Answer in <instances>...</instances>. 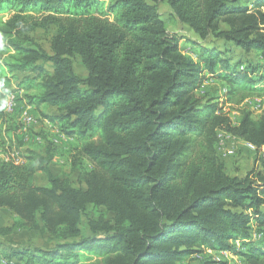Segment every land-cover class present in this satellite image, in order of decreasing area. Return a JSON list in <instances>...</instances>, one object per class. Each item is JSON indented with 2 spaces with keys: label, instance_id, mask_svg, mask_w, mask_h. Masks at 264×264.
I'll return each instance as SVG.
<instances>
[{
  "label": "trees",
  "instance_id": "1",
  "mask_svg": "<svg viewBox=\"0 0 264 264\" xmlns=\"http://www.w3.org/2000/svg\"><path fill=\"white\" fill-rule=\"evenodd\" d=\"M161 2L203 43L223 40L264 61V0H0L1 46L10 52L0 73L34 76V84L19 82L22 99L57 108L45 118L79 143L72 169L85 186L53 174V143L24 163L3 161L0 209L18 219L0 235L17 226L42 233L49 245L18 247L8 257L22 264H179L231 251L264 264V242L253 239L264 229V117L242 110L235 126L224 107L197 93L210 75L228 85L229 102H242L264 92V76L252 78L261 66L232 64L216 48H201L198 59L186 54L183 38L162 19ZM52 28L49 53L28 34ZM75 57L85 77L75 72ZM6 97L0 86L1 117ZM220 132L254 145L259 167L230 175L217 151ZM37 172L49 186L34 184ZM89 206L112 218L88 217L85 234ZM236 241L246 250L231 245Z\"/></svg>",
  "mask_w": 264,
  "mask_h": 264
},
{
  "label": "rangeland",
  "instance_id": "2",
  "mask_svg": "<svg viewBox=\"0 0 264 264\" xmlns=\"http://www.w3.org/2000/svg\"><path fill=\"white\" fill-rule=\"evenodd\" d=\"M113 0H106V3H110ZM247 2V1H246ZM160 13L162 15V19L165 21L166 26L168 30L171 33L178 34L183 39L181 40V49L183 52H185L188 55H191L193 58L198 59L201 53V48H210V49H220L221 51H224L226 54V57L230 58L232 60V64H236L238 61H242L243 63L252 62L255 65L261 66V69L259 70L257 76H253L252 78L255 79V81H258V77L264 76V61L259 56V54L256 51H252L250 53H246L243 49L238 48L233 43L224 42L223 40H215V39H209L207 43H203L200 41V38L193 32L191 28L188 26L182 24L177 18L174 17L172 13V9L169 6L167 2H161L159 4ZM113 19V17H111ZM56 29L52 28L49 32H45L43 30H36L33 32H30L28 35L32 38H34L36 41H38L42 47L47 51L51 52V39L53 35L55 34ZM1 38H0V64L7 61L10 55V52L6 51L1 46ZM195 42H200V44H194ZM48 71L50 72V66H46ZM74 70L75 72L85 77L87 75V71L85 67L83 66L81 59L79 57H75L74 59ZM15 76L10 73L2 74L0 73V86L6 87L7 91L15 90L14 86L18 85L16 84L18 79H29L31 80V83H33V79L31 77H26L27 74L25 72H18ZM11 83H14V86H12ZM34 84V83H33ZM262 85V84H261ZM227 91H228V85L221 81L220 79H216L208 75L207 79L201 86V88L198 90V95L202 97L203 103L210 104V103H218L222 107H224V111L229 114L230 118L232 119L233 124L236 126L239 124L240 118H241V111L242 110H248L251 111L253 114V117L255 119H259L261 117H264V92L261 93H254L251 95L245 96L246 98L244 101L240 102L238 98L236 100H232L229 102L227 99ZM32 93V92H30ZM25 92H18L19 101L23 103V99L21 96H25ZM25 105V104H24ZM4 106L5 102L3 104V115L1 119H5L6 117H9L8 115L6 117L4 116ZM33 115L34 110H32ZM37 122L35 125L37 127H34V125L30 128L29 136H33L32 139H40L45 143V147L47 149L48 145L50 143H53L55 146L56 151L61 148V151L59 150V153L63 154L60 158H58L57 162H53L54 169L58 171L59 177L69 179L72 184L76 187H85L84 185H81L78 181V171L72 169V156L76 152L75 148L76 146H79L78 142L74 140H64L63 136L57 135L56 129L54 127L50 126V122H45L44 118L39 115H35ZM43 129L45 131H43ZM3 129L0 126V137L3 134ZM36 136V138H34ZM22 140V139H21ZM39 140V141H40ZM221 140H223L224 144L230 149L233 150V154H230L227 158H224L225 163H227L228 172L230 175H242L245 174L255 167H259V164L255 161V154L248 150V147L246 143L238 138H233L230 135H222L221 134ZM67 142V143H65ZM0 143L2 144V140H0ZM3 143H6L3 141ZM35 143H38L36 140ZM20 146L24 147L25 143L19 142ZM41 144V142H40ZM41 147V146H40ZM59 147V148H58ZM65 150V151H64ZM25 153L27 151V148H25ZM217 151L223 154V150L220 147V144L217 145ZM33 152V151H32ZM36 152V151H34ZM36 153H42L41 149ZM10 159V158H9ZM87 169H90V164H85ZM62 169V170H61ZM65 170L67 172H65ZM235 172V173H234ZM61 173V175H60ZM37 186V185H36ZM49 186V183L48 185ZM46 186V187H47ZM43 187V186H39ZM105 215L107 218L111 219L112 215L107 213V211L104 208L96 209L93 206H89L87 209V216L83 219L81 223V229L86 234L87 233V218L88 217H94L97 218L100 215ZM17 221V219H14L10 216H3L0 217V222L5 223V225H9L8 227H15L14 224ZM0 240V264H20L19 258L13 257L12 259L8 257V249H15L18 247H38V248H47L48 240L45 235L39 232H28L27 230H22L19 227L16 226L14 229L12 235L8 236H1ZM10 239H9V238ZM253 239L255 242H264V229L260 232H255L253 235ZM231 245H233L236 249H243V244L240 242V244H237L236 242H232ZM23 262V261H22ZM179 264H248L246 260L242 257H239L231 252V255L224 256L221 253L218 252H206L202 255H195L187 260L181 261Z\"/></svg>",
  "mask_w": 264,
  "mask_h": 264
},
{
  "label": "crops",
  "instance_id": "3",
  "mask_svg": "<svg viewBox=\"0 0 264 264\" xmlns=\"http://www.w3.org/2000/svg\"><path fill=\"white\" fill-rule=\"evenodd\" d=\"M17 73H15L13 75L18 76V75H16ZM25 73L27 74L26 77H31V79L34 77L31 73H28V72H25ZM22 79L23 78L18 79L19 81H17L16 84L18 85ZM11 84H12V86H14V83H11ZM2 88H6V87H2ZM14 88L16 89L17 86L15 85ZM21 97H23V96H21ZM32 110H34L35 115H37V116L41 115L44 118L45 122H47V123L49 120H47L45 118V115L47 117L57 115V108H55L51 105L45 104V105H42L40 107H36L33 105H29L25 100H23V103L22 102L19 103V107L15 111V113L10 115L9 117H6V120L1 119V117H0V126L4 131L2 136H1L3 139H1V140L6 142V143H4L3 146H0V167H1V164L3 161L9 160V158H11L13 156L18 157L20 159L21 163H24L25 161H24L23 157L28 155V153H29V152L27 153V151L25 153V151H24L25 148H27V150L30 152H32V151L38 152L41 149L42 153H37V154H41V155H44L46 153L47 149L44 145L45 143H43V141L40 139H32L33 136H31V134H30L28 141H26V142L23 141L25 143L24 147L20 146V144H19V142H22V140L20 138L21 137L20 136V129H21V126H23L22 120H23L24 114L26 111H28L29 113H31L33 115ZM35 115H34V117H35ZM35 124H34V127H37V125H35ZM50 126L54 127L56 129L57 135L59 134V135L63 136L64 140H66V141L74 140L73 138L66 137L63 134V132L59 129V127L56 126L55 124L50 122ZM31 127L32 126L27 127V130L30 131ZM43 131H45V130L43 129ZM34 138H36V136ZM36 140L38 141V143H35ZM40 142H41V144H40ZM65 143H67V142H65ZM54 146H58V145H54ZM75 148H78V146H76ZM59 150L61 151V148L58 149V151H56V149H55V157H54L53 162L54 161L57 162L58 158H60L61 155H63V154L59 153ZM36 152H34V153H36ZM53 162L50 165V169L54 175L59 176L58 171L54 169ZM226 166H227V163H226ZM227 170H228V168H227ZM65 172H67V171L65 170ZM60 175H61V173H60ZM48 183L49 182H48L47 176L43 172H37V174L35 175V178H34V184L37 186L46 187L48 185ZM3 216H10V217H13L14 219H18L17 216L12 211H10L8 209H0V217H3ZM8 226L9 225H5V223L0 222V228H4V227H8ZM1 238L2 237L0 235V240H1ZM11 251H12V249L9 248L8 249L9 254H11ZM19 262H20V264H22L20 258H19Z\"/></svg>",
  "mask_w": 264,
  "mask_h": 264
},
{
  "label": "built area",
  "instance_id": "4",
  "mask_svg": "<svg viewBox=\"0 0 264 264\" xmlns=\"http://www.w3.org/2000/svg\"><path fill=\"white\" fill-rule=\"evenodd\" d=\"M18 92H19V90L17 88L15 90L7 91V97H6L5 106H4V113H5L6 116L7 115L10 116V115L14 114L15 111L18 109L19 103H20ZM36 122H37L36 117H34V115H32L31 113L26 111L25 114H24L23 120H22V125L23 126H21V129H20V136H21L20 138L22 139V141H24V142L28 141L30 136H29L27 127L33 126ZM221 134L222 135H228V136L230 135L233 138H236V137H234L233 135H231L229 133H226V132H220L219 133V135H218V144H220V147L224 151L222 155H221V153H219V154L221 155V157L224 160V158H227L230 154H233V150L230 149V147H228V146H226L224 144L223 140H221ZM246 145H247L249 151H251V152H256L257 151V148L254 145H252L250 143H246ZM259 154H260V156L264 157V148L260 151ZM11 158L16 163H21V161H20V159L18 157L13 156ZM236 243L240 244V241H236ZM218 253L219 254L221 253L224 256L231 255V251H221V252H218Z\"/></svg>",
  "mask_w": 264,
  "mask_h": 264
}]
</instances>
